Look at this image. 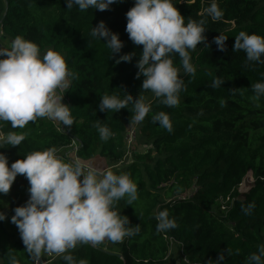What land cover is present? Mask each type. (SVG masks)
<instances>
[{"label": "trees", "instance_id": "1", "mask_svg": "<svg viewBox=\"0 0 264 264\" xmlns=\"http://www.w3.org/2000/svg\"><path fill=\"white\" fill-rule=\"evenodd\" d=\"M216 2L223 17L213 21L201 14L211 0L190 4L173 0L185 23L189 19L204 21L207 39L189 50L194 75L185 74L180 57L172 54L185 87L179 93L178 106L169 108L151 91L141 90L143 76L136 77L142 45H134L125 31V14L134 0H117L105 11L83 12L76 6L67 9L66 0H0L1 37L11 42L22 36L35 42L40 54L54 50L74 73L64 92L72 126L61 129L55 121L37 118L14 129L10 122L0 121V131L5 134H26L21 145L0 148L9 165L32 151L68 150L74 140L79 145L77 160L94 165L97 157L106 170L127 174L137 185L138 199L127 205L125 197L115 202L114 208L129 218L126 227H139V232L108 245L78 242L63 254L71 255L76 264L81 260L85 264H216L219 253L225 257L222 264H246L248 256L258 251L264 233V96L258 101L250 97L251 85L264 82V63L248 62L243 50L232 49L240 31L264 36V0ZM101 20L123 41L120 53L111 56L102 40L90 36L92 26ZM219 34L228 37L224 51L213 42ZM129 52L137 55L130 62L116 63L119 55ZM214 78L224 84L211 87ZM123 91L134 98L140 95L151 105L139 124L130 123L131 103L117 112L98 108L104 95L122 98ZM161 111L170 117L171 132L152 121ZM97 121L112 132L108 140L100 138L94 127ZM132 125L136 138L127 147L126 132ZM142 144L147 148L135 150ZM130 149L128 161L125 157ZM64 154L56 155L71 163ZM246 174L254 179L253 184L227 211L220 210L218 199L230 193ZM20 176L25 181L22 189L29 194V182ZM233 195L237 196L236 191ZM248 204L254 207L245 214L242 205ZM161 210L175 219V229L156 231L155 214ZM9 227L6 219L0 221V264H11L13 257L18 264H34L41 254H29L22 239L11 241ZM63 255L48 264H68Z\"/></svg>", "mask_w": 264, "mask_h": 264}, {"label": "clouds", "instance_id": "2", "mask_svg": "<svg viewBox=\"0 0 264 264\" xmlns=\"http://www.w3.org/2000/svg\"><path fill=\"white\" fill-rule=\"evenodd\" d=\"M117 0H66V8L74 6L79 11L96 9L109 10ZM195 0H186L187 4ZM173 0H134V5L126 12L128 38L134 45H142L136 77L143 76L141 90L151 91L159 102L169 108L178 106L179 93L184 90L180 69L173 64L172 54L180 57L183 72L195 74L190 62L189 50H194L206 41L204 21L189 19L181 15ZM213 21L221 20L222 10L216 0L203 9ZM90 36L102 40L111 51V56L120 53L123 41L118 33L112 32L101 20L92 26ZM227 36L219 34L213 38L218 50L224 51ZM243 50L248 62L264 63V36L240 31L235 36L233 49ZM136 52L119 55L116 63L130 62ZM74 73L67 68L65 59L54 50H47L42 56L38 45L17 35L8 48L0 47V121L10 122L12 128H24L37 118H48L65 127L73 125L70 108L62 102L63 95L70 87ZM224 84L214 78L211 87ZM253 101L264 96V82L251 85ZM235 91V89L233 90ZM124 92V91H123ZM117 95H104L98 104L100 111L128 108L133 114L130 123L139 124L150 112V103L142 96L134 98L124 92ZM223 103V101H221ZM152 121L171 132L172 122L164 111L152 116ZM100 138L108 140L112 132L97 121L94 124ZM26 138L25 133L0 131V148L3 145L17 146ZM23 175L29 182V197L25 204L14 208L11 222L16 225L25 249L33 256L42 251L63 255L77 243L101 244L105 239L113 243L122 242L126 236L139 232L126 227L130 225L126 215H120L114 208L115 202L127 198V205L138 199L137 185L127 174H116L112 170L96 169L82 161L66 162L56 155L55 149L36 150L24 158L17 159L9 167L8 157L0 152V194H7L17 175ZM254 207L242 205L245 214ZM6 213L0 211V221ZM156 231L175 229V219L167 210L155 214ZM224 254L215 258L222 264ZM68 264H76L71 255H63ZM11 264H18L13 257ZM79 264H85L83 260ZM246 264H264V244L258 251L248 256Z\"/></svg>", "mask_w": 264, "mask_h": 264}, {"label": "rangeland", "instance_id": "3", "mask_svg": "<svg viewBox=\"0 0 264 264\" xmlns=\"http://www.w3.org/2000/svg\"><path fill=\"white\" fill-rule=\"evenodd\" d=\"M0 37H1V33H0ZM2 39H5L2 38ZM4 42V41H3ZM132 127V126H130ZM130 127L128 129H130ZM136 135L134 132V139L133 141H135ZM147 146L142 144V145H137L135 150L137 151H142L144 149H146ZM64 148L61 149H55V153L56 154H64L65 152L67 153V150H65ZM131 156V149L128 150L127 155L125 158H127V160L130 159ZM97 158V157H96ZM79 161V160H77ZM93 161L95 162V157L93 158ZM123 161V160H122ZM120 163V162H119ZM99 164L95 162V166H98ZM104 164H102L103 166ZM11 165H9L10 167ZM94 166V165H92ZM104 170H106L107 168L103 166ZM25 183L24 179L22 178V176H20L19 174L16 176L13 184L10 187V191L7 194H0V211H3L6 213V220L9 222L10 227H9V239L12 240H16V239H21L19 231L16 227L15 224H13L11 222V216L14 214V208L20 205L25 204V202L27 201L29 194L22 189L23 184ZM18 199H20V201L18 202ZM110 243V241H108L107 239H105L103 241L104 245H108ZM264 244V233H263V240L261 245ZM105 247V246H104ZM114 249H116V247L114 246ZM56 254L54 253H47V252H43L41 253V255L38 258V262H40L39 259L43 260L44 262L42 264H48L50 261H52L53 259L56 258Z\"/></svg>", "mask_w": 264, "mask_h": 264}, {"label": "built area", "instance_id": "4", "mask_svg": "<svg viewBox=\"0 0 264 264\" xmlns=\"http://www.w3.org/2000/svg\"><path fill=\"white\" fill-rule=\"evenodd\" d=\"M60 94L63 95L62 100L67 102L66 98L64 97V92H61ZM59 128L62 129V127L60 125H59ZM134 132H135L134 125H132V127H130V129H127V132H126L127 147H129V145L131 144V142L134 139ZM78 146L79 145L76 141L71 140V143L68 146L69 149L67 150V153L64 154V156H69L68 158L71 161V163L74 161H77L76 150H77ZM253 181H254V179L249 174H246L241 179V181L237 184V186L234 189H232V191L230 193H228L225 197H220L218 199L220 210L227 211L232 206L234 199L240 198L243 195V193L246 192L250 188V186L253 184ZM234 191H236L237 196L233 195ZM187 195H185V196H187ZM185 196H180V197L184 198ZM38 258H36V260L34 261V264H42L44 262L41 259H39L40 262H38Z\"/></svg>", "mask_w": 264, "mask_h": 264}, {"label": "crops", "instance_id": "5", "mask_svg": "<svg viewBox=\"0 0 264 264\" xmlns=\"http://www.w3.org/2000/svg\"><path fill=\"white\" fill-rule=\"evenodd\" d=\"M2 38H4V37H3V36L0 37V47L8 48V47L10 46V43H11V42H10L9 39L6 38V37H5V39H2ZM3 41H4V42H3ZM42 55H43V54H41V56H42ZM62 102L65 103V104H67V102H65L64 100H62ZM58 125H60L61 127H63L62 124H59V123H58ZM93 162H94V161H93ZM95 162L99 164L98 166H95V164H94V167H95L96 169L104 170V169H102V168H103V166H102L103 162H102L100 159L95 158Z\"/></svg>", "mask_w": 264, "mask_h": 264}, {"label": "water", "instance_id": "6", "mask_svg": "<svg viewBox=\"0 0 264 264\" xmlns=\"http://www.w3.org/2000/svg\"><path fill=\"white\" fill-rule=\"evenodd\" d=\"M106 253L111 254V255H118L117 253L106 251ZM119 256V255H118Z\"/></svg>", "mask_w": 264, "mask_h": 264}]
</instances>
